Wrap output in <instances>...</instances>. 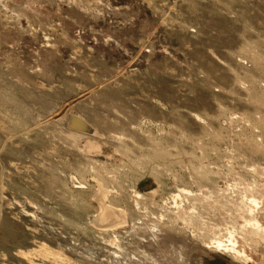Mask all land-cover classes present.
Returning a JSON list of instances; mask_svg holds the SVG:
<instances>
[{"label":"rangeland","instance_id":"1","mask_svg":"<svg viewBox=\"0 0 264 264\" xmlns=\"http://www.w3.org/2000/svg\"><path fill=\"white\" fill-rule=\"evenodd\" d=\"M230 237L264 264V0H0V264H246Z\"/></svg>","mask_w":264,"mask_h":264},{"label":"bare ground","instance_id":"2","mask_svg":"<svg viewBox=\"0 0 264 264\" xmlns=\"http://www.w3.org/2000/svg\"><path fill=\"white\" fill-rule=\"evenodd\" d=\"M73 183L75 185H77L76 181H74ZM77 188H80V187H77ZM247 223L252 224L253 222L252 223L247 222ZM228 242H229L228 245H225L223 242L222 243L216 242V243H214L215 244L214 249H216L217 252H223L224 254H229L231 257H233L234 259H237L239 261L245 260L243 262H245L246 264L253 262V260L250 258V256L248 255V253L245 249H240V250L238 249L240 246L238 245V242H236V240L234 238L230 237ZM32 255L33 256L35 255L36 257H41L40 259H35V261H38L39 264H45V262L47 260V257H46L47 252L45 251V249L43 247H39V249L37 251H34L32 253ZM53 259H55L59 262H64V260H61V259L56 258L54 256H53ZM65 263H66V261H65Z\"/></svg>","mask_w":264,"mask_h":264},{"label":"water","instance_id":"3","mask_svg":"<svg viewBox=\"0 0 264 264\" xmlns=\"http://www.w3.org/2000/svg\"><path fill=\"white\" fill-rule=\"evenodd\" d=\"M67 127L70 131L92 137L98 134L97 130L89 122L76 115L69 119Z\"/></svg>","mask_w":264,"mask_h":264}]
</instances>
